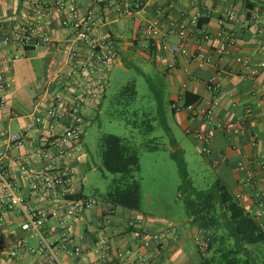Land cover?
Wrapping results in <instances>:
<instances>
[{"label": "crops", "instance_id": "crops-1", "mask_svg": "<svg viewBox=\"0 0 264 264\" xmlns=\"http://www.w3.org/2000/svg\"><path fill=\"white\" fill-rule=\"evenodd\" d=\"M55 0H45L52 20V33L55 44L47 49L27 52L25 58L17 60L13 67L6 72L7 89L6 107L0 108V129L10 130L15 122L18 130L24 132L32 124V114L46 103V95L57 84L56 74L64 69L65 49L63 40L68 35L58 20L51 6ZM111 0H81L83 6L94 8L98 17L99 30L108 34L114 41L116 54L114 64L106 73V83L99 103L89 108L86 122L97 117L101 109V99H106L107 89L113 68L127 69L133 62L132 52L140 50L141 57L153 66L160 68L161 89L155 95V104L161 107L160 97H166L172 118L188 134L193 136L194 130L207 131L210 129L199 114L192 117L186 110H176V103L184 104L185 95L197 98L187 104L197 108L208 106L214 119L228 127H237L238 132L221 128L211 129L210 152L202 151V140L199 142L200 153L203 154L215 172L214 179L219 178L228 190L238 198L240 203L257 218L264 227V166L261 165L264 154V101L259 99L264 86V67L254 78H240L239 66L235 63L236 56L249 57L253 64L264 63V0H130L144 4L146 15L141 12L125 14L120 7L108 4ZM32 0H0V48H4L3 34L17 23L33 18L31 11ZM170 5V6H169ZM254 6L253 9L249 8ZM198 12L197 27L205 26L210 33L220 28L232 32L236 42L231 54L223 59L225 70L220 76V88L212 93L207 89V80L214 73L219 55L216 53L217 43L207 41L203 49L198 50L199 36L195 27L189 23V17L194 14L193 7ZM161 10L159 19L166 25L172 21H183L187 25L188 35L184 39L166 33L164 27L160 35L148 37L142 30L143 21L155 15L156 9ZM234 11L232 21L221 23L224 15ZM250 14V15H249ZM182 41L187 54L172 53L163 49V44H175ZM195 55L210 56L211 62L198 66ZM172 65V66H171ZM102 100V101H103ZM259 102V103H258ZM153 104V103H152ZM253 106L251 114H245L247 105ZM260 104V106H256ZM167 128L170 127L167 126ZM13 132V131H11ZM23 148L20 150L22 151ZM17 150L8 153L9 169L15 171L14 157ZM84 148L75 161L78 188L76 194L87 196L83 192V180L80 165L85 163ZM244 162L249 173L241 170L239 163ZM95 196V195H94ZM101 197V196H98ZM79 198V197H78ZM127 210L114 206L108 211L106 206H95L83 212L76 223L65 232L74 236L82 248V260L86 264H96L92 246L97 235L103 234L108 240V254L113 258L118 251L125 257L131 258L133 264H143L142 258H148L151 264H201V254L194 243V237L202 233L190 223L187 216L179 221L173 217H165L160 225H151L149 218H155L152 213ZM4 227L0 228V243H6L12 232L23 234L19 230V215L15 212L4 213ZM188 215V214H187ZM150 223V224H149ZM174 227L168 232V244L158 242L154 234ZM48 233L57 237L63 229L55 220L48 222ZM140 232L150 237V245L141 244ZM251 248V247H250ZM259 258L264 260V250L261 245L254 248ZM261 250V252H260ZM68 259L67 256H64ZM20 264H46L38 256L27 255ZM3 264H9L5 261ZM263 264V263H262Z\"/></svg>", "mask_w": 264, "mask_h": 264}, {"label": "built area", "instance_id": "built-area-1", "mask_svg": "<svg viewBox=\"0 0 264 264\" xmlns=\"http://www.w3.org/2000/svg\"><path fill=\"white\" fill-rule=\"evenodd\" d=\"M31 3L33 18L17 23L3 34L4 48H0V108L7 104L3 94L7 89L6 72L17 60L26 57L17 48L29 52L47 49L55 44L52 20L45 0H32ZM108 4L120 7L125 14L141 12L145 16L147 13L144 4L137 1L111 0ZM51 8L58 16L60 26L68 33L62 42L65 68L56 74L55 88L48 91L43 107L33 112L32 124L24 132L0 129V228L5 223L3 214L15 212L21 219L18 227L23 232H12L6 243H0V264L5 261L20 264L27 255L41 257L46 264H86L82 260L79 242L64 229H68L83 212L95 206H106L108 211L113 208V205L105 204L98 196L75 198L73 195L78 188L75 161L83 152L84 118L89 108L99 103L103 94L106 73L116 58L114 41L99 30L95 9L83 6L81 0H55ZM193 9L195 12L189 17V23L195 27L194 31L199 36L198 50L203 49L207 41L214 40L217 43L219 62L207 80V89L215 93L219 91V79L226 68L223 59L231 54L236 39L232 32L223 27L215 33H210L205 26L198 28L196 6ZM160 12L157 8L155 15L144 19L142 30L146 36H158L166 27L168 35L181 40L187 37L186 23L172 21L166 25L159 19ZM233 18L234 11L229 10L221 23L232 21ZM162 48L172 53H188L182 41L163 44ZM193 60L201 67L210 63L211 57L195 55ZM234 61L239 66L240 78H254L264 67L263 62L253 64L249 57L242 55L236 56ZM259 99L264 101V86ZM174 107L176 110H186L192 117L200 114L210 126L207 131H193V136L202 140L201 149L206 154L210 152L211 129L238 132L237 127H228L215 120L208 106L197 108L194 104L176 103ZM252 111V105L245 107V114H251ZM13 150L18 151L14 157L15 171L9 169L8 162V153ZM261 165L264 166V154ZM239 167L249 173L244 162H240ZM52 220L63 229L57 237L48 233L47 224ZM171 230L174 227L154 234L153 238L168 244L171 240L168 232ZM139 237L143 246L150 245V237L144 232H140ZM194 243L199 252L207 246L201 236H195ZM91 250L96 264H133L132 259L125 257L121 251L113 258L109 257L108 240L103 234L97 235ZM141 259L143 264H151L148 258Z\"/></svg>", "mask_w": 264, "mask_h": 264}, {"label": "rangeland", "instance_id": "rangeland-1", "mask_svg": "<svg viewBox=\"0 0 264 264\" xmlns=\"http://www.w3.org/2000/svg\"><path fill=\"white\" fill-rule=\"evenodd\" d=\"M133 63L123 68H113L107 97L101 99V109L97 117L91 122L84 123L83 148L85 163L80 165L83 180V192L87 195L99 196L106 192L114 174L107 172L101 166L97 150L98 136L111 133L121 137L131 138L139 150L140 158V212L152 213L155 218H149L151 225H160L165 217H173L179 221L187 215L185 196H179V186L182 182L177 159L171 156L173 151L180 155L186 165L188 181L197 188H204L213 181L215 172L200 153L199 142L188 134L172 118L166 97H160L161 107H157L154 100L158 89H161L160 68L153 66L141 57L139 49L132 52ZM134 81L137 94L131 108L143 107L154 113L155 129L143 137L139 130L129 122L131 117L119 113L122 105L112 101V96L125 85L127 81ZM103 100V101H102ZM153 103V104H152ZM152 110V111H151ZM141 111V110H139ZM167 126L170 130L167 131ZM15 122L11 131H17ZM158 138L160 149L148 151L142 146L145 141ZM150 224V223H149ZM35 243L34 239H31ZM254 248V246H250Z\"/></svg>", "mask_w": 264, "mask_h": 264}, {"label": "trees", "instance_id": "trees-1", "mask_svg": "<svg viewBox=\"0 0 264 264\" xmlns=\"http://www.w3.org/2000/svg\"><path fill=\"white\" fill-rule=\"evenodd\" d=\"M249 8L253 9L254 6ZM136 94V84L130 80L112 96L111 102L121 104L122 109L119 113L131 117L129 122L143 137H146L154 131V120L157 116L146 111L142 106L131 108ZM185 97V105L197 98L187 93ZM142 147L153 151L160 149L161 145L158 138H149ZM97 150L103 169L115 175L106 192L99 196L105 204L139 211L140 158L139 150L133 140L111 133H102L98 136ZM171 156L177 159L182 178L179 196H185L190 223L202 233L200 236L207 243L206 248L200 252L201 264H264L256 249L250 248L261 245V250H264V227L260 221L251 215L219 178L214 179L204 188L193 186L188 181L186 165L182 157L176 151H173ZM81 196L80 193L74 197Z\"/></svg>", "mask_w": 264, "mask_h": 264}]
</instances>
